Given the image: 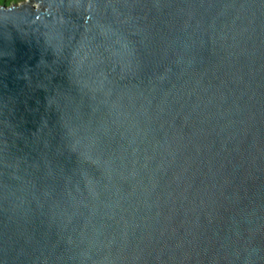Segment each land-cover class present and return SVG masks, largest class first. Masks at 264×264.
Returning a JSON list of instances; mask_svg holds the SVG:
<instances>
[{
	"label": "water",
	"instance_id": "obj_1",
	"mask_svg": "<svg viewBox=\"0 0 264 264\" xmlns=\"http://www.w3.org/2000/svg\"><path fill=\"white\" fill-rule=\"evenodd\" d=\"M0 264H264V0H0Z\"/></svg>",
	"mask_w": 264,
	"mask_h": 264
},
{
	"label": "rangeland",
	"instance_id": "obj_2",
	"mask_svg": "<svg viewBox=\"0 0 264 264\" xmlns=\"http://www.w3.org/2000/svg\"><path fill=\"white\" fill-rule=\"evenodd\" d=\"M20 1H22V0H11L12 3L13 2H20Z\"/></svg>",
	"mask_w": 264,
	"mask_h": 264
},
{
	"label": "trees",
	"instance_id": "obj_3",
	"mask_svg": "<svg viewBox=\"0 0 264 264\" xmlns=\"http://www.w3.org/2000/svg\"><path fill=\"white\" fill-rule=\"evenodd\" d=\"M7 1H10V0H7Z\"/></svg>",
	"mask_w": 264,
	"mask_h": 264
}]
</instances>
